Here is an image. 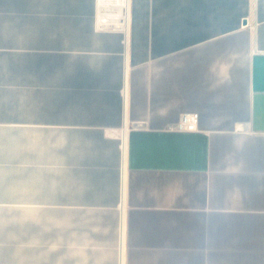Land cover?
Listing matches in <instances>:
<instances>
[{
	"label": "crops",
	"instance_id": "0c3cea01",
	"mask_svg": "<svg viewBox=\"0 0 264 264\" xmlns=\"http://www.w3.org/2000/svg\"><path fill=\"white\" fill-rule=\"evenodd\" d=\"M0 264H264V0H0Z\"/></svg>",
	"mask_w": 264,
	"mask_h": 264
},
{
	"label": "built area",
	"instance_id": "2783aa9c",
	"mask_svg": "<svg viewBox=\"0 0 264 264\" xmlns=\"http://www.w3.org/2000/svg\"><path fill=\"white\" fill-rule=\"evenodd\" d=\"M198 119L199 115L197 112L182 113L178 122L173 126V128L195 130L198 127Z\"/></svg>",
	"mask_w": 264,
	"mask_h": 264
}]
</instances>
